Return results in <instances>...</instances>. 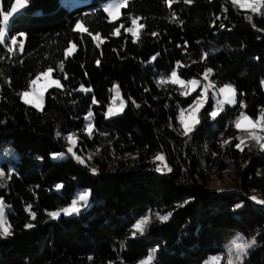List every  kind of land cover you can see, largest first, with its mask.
Instances as JSON below:
<instances>
[{"label":"trees","instance_id":"obj_1","mask_svg":"<svg viewBox=\"0 0 264 264\" xmlns=\"http://www.w3.org/2000/svg\"><path fill=\"white\" fill-rule=\"evenodd\" d=\"M12 1L2 0L3 9ZM103 1L84 0L68 7L60 0H30L10 32L26 33L20 38L24 51L17 48L12 55L0 45V168L6 173L15 169L0 188L13 232L0 237V264H137L153 248L158 249L154 264H201L212 254H220V264H226L223 243L236 232L257 238L244 264H264V205L248 196L253 188L264 197V151L252 145L240 151L236 140L221 146L223 139L240 133L231 126L241 111L239 103L226 105L213 120L208 116L214 105L209 95L201 123L186 138L176 117L192 96H181L178 85L157 86L177 60L188 65L179 71L185 80L198 79L205 68H212L210 79L217 86L231 83L246 114L260 115L264 16L233 7L230 0H193L190 5L176 0L171 9L166 0H130L120 18L110 23ZM129 14L142 17L139 23L145 24L138 42L123 29L120 36L111 35L119 25H130ZM246 15L253 16L251 23ZM217 16L221 19L213 26ZM77 20L93 35L101 34L99 47L87 33L73 30ZM152 32L159 35L153 37ZM69 41L77 44V51L65 59ZM185 42L186 49L177 47ZM203 52L209 55L201 62ZM60 61L67 80L57 68ZM47 67L55 69L52 75L65 88L49 89L42 110H37L18 93ZM114 83L127 103L122 113L106 118ZM81 84L92 91H78ZM93 96L97 105L91 104ZM90 105L95 126L91 138L83 131ZM69 132L78 136L74 151L84 164L67 153L51 156L66 152L63 137ZM158 152L172 171L159 173L151 167L150 158ZM91 168L97 169L95 174ZM224 171L236 186L218 193L206 181ZM57 183L63 184L59 191ZM81 188L91 195L79 214H61L55 220L47 215L68 204ZM184 200L189 203L177 207ZM238 204L242 207L236 208ZM27 205L37 213L35 220L25 211ZM156 212L172 215L161 223L154 218ZM146 214H153L147 231L130 238L132 224ZM26 223L35 227L25 229Z\"/></svg>","mask_w":264,"mask_h":264},{"label":"snow or ice","instance_id":"obj_2","mask_svg":"<svg viewBox=\"0 0 264 264\" xmlns=\"http://www.w3.org/2000/svg\"><path fill=\"white\" fill-rule=\"evenodd\" d=\"M176 2V0H166V4L171 9L172 4ZM185 4H192L193 0H183ZM230 3L233 7H238L240 10H248L252 14L264 16V0H230ZM130 4V0H108L102 6L103 11L110 18L109 22L116 21L121 16V9L127 8ZM30 5V0H15L14 3L11 4L10 9L4 11L2 5H0V45L4 46L6 51L9 54L15 55V49H19L22 53L24 51V39H20L26 37V33L19 32L15 35H10L11 32V24L15 20L17 16L21 13L25 12L26 9ZM226 11V9H225ZM172 18H176V14L172 13ZM250 23L253 20L252 15H246L245 17ZM128 19H130L131 26L125 27L123 24L119 25V27L115 28L111 33L112 36H120L121 29L126 33L131 34V38L133 42H138L141 36V31L145 28L144 23H139L142 20V17L136 16L133 17L129 14ZM221 17L217 16L216 19L212 22L213 26H215L216 21L220 20ZM221 29H224L226 26L221 23L219 24ZM255 28V24H253ZM74 31H79L81 34L87 33V35L91 36L94 41H99L97 43V47L100 46V43H103V39H101L100 33H95L93 35L92 31L85 27L84 23L81 20H77L74 28ZM260 31H264L261 29ZM151 35L156 37L159 35L157 32H152ZM177 47H184L186 49L187 42L185 45H177ZM77 51V44L69 41V46L64 49V57L67 59L71 55H73ZM158 53L150 58L149 63L154 62ZM208 52H203L201 54V62L206 60L208 57ZM3 57H0L2 59ZM97 65L100 64V60L96 61ZM192 63H196V61H192ZM188 67V65L183 64L181 61L177 60L175 62V66L172 68L169 74H161L160 78L157 80L158 87H164L167 84L178 85L182 89L180 91L181 96H189L193 92H196L199 88V95L193 100L191 104L187 106V108H180L179 114L176 119L179 121L180 125V134L184 137H189L196 126L201 123L200 114L201 110L204 109L209 95L215 101L213 105L212 111L208 113V116L215 120L225 109L226 105L234 106L239 103L241 111L236 116L235 120L232 121V125L238 132L243 134L237 135L236 137H229L227 139H223L221 142V146L229 145L233 140L238 141L235 143V148L243 151L245 147H249L251 145L258 146L261 151H264V110H261L259 116L256 119L248 116L246 112L243 110L246 105L244 101L237 100V89L231 83H225L222 86H217L216 82L210 79V76L213 73L212 68H205L204 72L201 74V79L192 78L189 80H184L181 78L179 74L180 69ZM57 68L61 73H63V79H69L67 73L64 68V61H60L57 64ZM53 67H47L46 69L40 71L35 75L34 78L30 79L27 85V89L18 93L19 98L26 104L31 105L37 110H42L45 93L49 91V89L55 88L58 90H64L65 86L61 83L60 79L53 78ZM43 78V80H42ZM261 84L264 85V80L261 81ZM78 91H83L85 93L91 92V87H85L83 84L80 85ZM114 93L112 100L115 101L117 98L121 97L120 87L117 84H113L112 88L109 90ZM71 94V93H69ZM131 103L136 107L140 105L136 103L131 97H129ZM99 101L93 96L91 104L97 105ZM126 101L123 98H120V103L118 107H113L112 105L108 106L107 111L105 112V117L110 118L116 116L123 112ZM167 107V105H165ZM94 113L92 111L91 105L89 106V110L85 115L84 119L88 121L86 123L84 132L91 138L95 131V126L91 122L93 119ZM171 127V124L169 125ZM56 135L61 136L60 132H57ZM102 135H106V133H102ZM223 135V134H221ZM69 147L66 150L67 154H71V156L76 159L79 163L84 164L85 160L78 156L74 151V148L78 143V136L76 133L69 132L66 136L63 137ZM65 152L53 153L52 158L57 159L66 155ZM215 155V154H214ZM91 159V157H89ZM160 163L156 166L157 172H170L172 169L168 166L165 160V156L162 153H157L153 158ZM90 171L95 174L97 169L91 168ZM15 174V169L9 168L7 173L3 168H0V188H4L6 186L7 180L11 178L12 175ZM57 191L63 188V184L57 183L55 185ZM218 191H223L219 189ZM91 195L90 190L84 189L80 191L78 195L65 207L60 208L56 211H50L47 215L55 220L58 219L61 214L64 216H71L74 214H79L81 209L87 206L89 202V197ZM252 200L257 203L264 205V200H257L256 197H251ZM189 203V200H184L182 203L177 204V207H183ZM242 205H236V208H240ZM25 211L29 213L30 220H35L37 213L32 211V206L27 205ZM172 213L160 214L156 212L154 214V218L159 220L161 223L167 222ZM153 221V214H146L136 219L135 222L131 226L130 238H136L137 236H142L148 229V226ZM25 229H30L35 227L33 223H26L24 225ZM13 234L12 226L8 223L6 219V206L2 197H0V237H8ZM257 242L256 237H252L251 239H245L242 235H237L227 246V261L226 264H244V258L248 254V250L255 246ZM123 243L121 247H123ZM157 248L151 249L148 254L137 261V264H154L156 258ZM91 259V257L89 258ZM223 257L216 255L210 257V261L212 264H220ZM108 264H113L112 261H109ZM123 264V261H121ZM208 264V262H206Z\"/></svg>","mask_w":264,"mask_h":264},{"label":"rangeland","instance_id":"obj_3","mask_svg":"<svg viewBox=\"0 0 264 264\" xmlns=\"http://www.w3.org/2000/svg\"><path fill=\"white\" fill-rule=\"evenodd\" d=\"M60 1H62V2H66V4L68 5V7H71V6H74V5H77L78 3H81L82 1H84V0H60ZM15 2V0H13L12 2H11V4L12 3H14ZM108 2V0H105V1H103L102 3H101V6H103L105 3H107ZM11 4H10V6L8 7V9H10V7H11ZM0 5H2V8H3V4H2V0H0ZM7 9V10H8ZM4 11H7V10H5V9H3ZM108 19H110L109 17H108ZM129 21V26H127V27H130L131 26V22H130V19L128 20ZM53 78H57V77H54L53 76ZM58 79V78H57ZM190 79H192V78H190ZM198 79H201V77L200 78H198ZM42 80H43V78H42ZM185 80V79H184ZM189 80V79H188ZM262 80H264V78H262ZM261 80V81H262ZM112 86H113V84L111 85V87H110V89L112 88ZM220 86H222V85H220ZM261 86H262V88L264 89V85H262L261 84ZM26 90V89H25ZM24 91V90H23ZM197 95H199V88L197 89V91L196 92H193L192 94H191V96H192V102H193V100L196 98V96ZM114 96V93L113 92H110V101H109V103H108V105L106 106V109H105V112L107 111V109H108V106L109 105H112L114 108L115 107H118L119 106V103H120V98H122V97H120V98H117L115 101H113L112 100V97ZM191 102V103H192ZM214 104H215V101H214ZM185 108H187V106L185 107ZM249 116V115H248ZM257 116H259V115H257ZM257 116L256 117H252L253 119H256L257 118ZM251 117V116H250ZM86 123H88V121H86L85 120V125H86ZM180 126V125H179ZM241 134H243V133H239V135H241ZM252 146H254V145H252ZM69 147V145H68V143H67V146H66V150H67V148ZM257 148H259L258 146H256ZM3 150V152H6L9 148L7 147V146H4L3 148H2ZM54 153H60V152H54ZM66 153V152H65ZM158 153H160V152H158ZM53 154V153H52ZM157 154V153H156ZM156 154L154 155V156H156ZM52 156V155H51ZM154 156H152L151 158H150V164H151V167L155 170L156 169V166H157V164H159L160 162L159 161H156V160H154L153 158H154ZM14 157H16V155H14ZM64 157V156H63ZM156 171V170H155ZM157 172V171H156ZM159 173H161V172H159ZM236 181H235V179H233L231 176H229L225 171L222 173V175L221 176H216V175H211L208 179H207V181H206V185L208 186V187H210V188H212V189H214L216 192H218V193H220V192H224V191H231V190H234L235 189V186H236ZM84 189H88V188H81V189H79V190H77V192H76V195L71 199V201L78 195V193L80 192V191H83ZM219 189H222L223 191H218ZM89 190V189H88ZM248 196H249V198L251 199V197H256L257 198V200H264V197L258 192V191H256L255 189H253V188H250L249 189V193H248ZM252 200V199H251ZM70 201V202H71ZM252 201H254V200H252ZM69 202V203H70ZM89 202H90V199H89ZM89 202H88V204H87V206L89 205ZM255 203H257L256 201H254ZM68 203V204H69ZM68 204H66V205H64V206H61V207H59V208H56V209H53V210H50V211H56V210H58V209H60V208H63V207H65V206H67ZM87 206H85V207H83L81 210H83V209H85ZM74 215H77V214H74ZM242 235L241 233H239V232H236V233H234L229 239H227L224 243H223V247L225 248V257H224V259H225V262L227 261V246L230 244V242L237 236V235ZM243 236V235H242ZM245 239H251L252 237H245V236H243ZM216 255H219V256H221L220 254H212V255H209V256H207L206 258H204L203 260H202V262H201V264H206V262H208V264H212V262L210 261V257H212V256H216ZM245 259V258H244Z\"/></svg>","mask_w":264,"mask_h":264}]
</instances>
